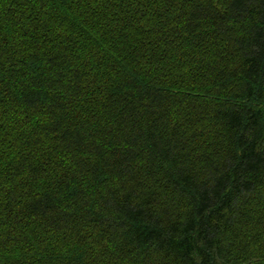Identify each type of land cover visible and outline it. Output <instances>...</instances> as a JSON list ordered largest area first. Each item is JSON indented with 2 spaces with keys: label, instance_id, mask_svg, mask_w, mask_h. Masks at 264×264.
<instances>
[{
  "label": "trees",
  "instance_id": "obj_1",
  "mask_svg": "<svg viewBox=\"0 0 264 264\" xmlns=\"http://www.w3.org/2000/svg\"><path fill=\"white\" fill-rule=\"evenodd\" d=\"M0 264H264V0H0Z\"/></svg>",
  "mask_w": 264,
  "mask_h": 264
}]
</instances>
